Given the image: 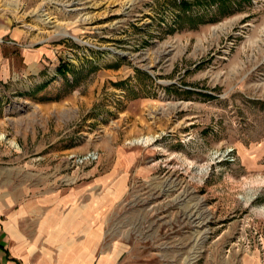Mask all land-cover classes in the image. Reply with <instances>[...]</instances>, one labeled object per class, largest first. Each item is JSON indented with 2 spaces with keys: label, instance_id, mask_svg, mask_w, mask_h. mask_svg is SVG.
<instances>
[{
  "label": "rangeland",
  "instance_id": "obj_1",
  "mask_svg": "<svg viewBox=\"0 0 264 264\" xmlns=\"http://www.w3.org/2000/svg\"><path fill=\"white\" fill-rule=\"evenodd\" d=\"M40 4L19 44L46 51L0 73V204L58 245L100 218L84 264H264V0Z\"/></svg>",
  "mask_w": 264,
  "mask_h": 264
},
{
  "label": "crops",
  "instance_id": "obj_2",
  "mask_svg": "<svg viewBox=\"0 0 264 264\" xmlns=\"http://www.w3.org/2000/svg\"><path fill=\"white\" fill-rule=\"evenodd\" d=\"M41 1L0 0V36L14 39L17 44L15 45L20 46L17 48L12 45L0 44V73L8 75L9 67H15L14 70L17 71L16 66L22 65L29 66L31 70L34 63L40 59L42 52L46 51L42 47L33 51L28 50L19 44L24 38L29 37L26 24L37 12ZM2 2L8 3L9 6L4 8ZM1 199L7 200V202L0 204V264H54L50 257L59 254L64 255L66 264H84V258L81 254L92 257L91 255L96 252V242L90 245L88 249L85 248L82 253V241L75 242L74 239L76 236L79 239L102 236L100 218L97 221L98 228H94L93 231L88 225L78 234H76L72 224L68 230L62 227L60 239L63 243L58 245L54 241L56 239L55 233H58L59 230L56 223H26L28 217L38 214L33 210L39 202H35V200L20 201L18 195L14 196L13 194L12 196L6 195ZM43 232L45 235L48 234L43 243H40L39 240H41ZM101 253V257L97 259V264H104L107 259L106 255ZM85 263L89 264L88 260Z\"/></svg>",
  "mask_w": 264,
  "mask_h": 264
},
{
  "label": "trees",
  "instance_id": "obj_3",
  "mask_svg": "<svg viewBox=\"0 0 264 264\" xmlns=\"http://www.w3.org/2000/svg\"><path fill=\"white\" fill-rule=\"evenodd\" d=\"M211 1H214V0H211ZM225 1H227V0H220L221 3L222 2L225 3ZM184 3L186 4L187 2L186 1L182 2V4H184Z\"/></svg>",
  "mask_w": 264,
  "mask_h": 264
}]
</instances>
